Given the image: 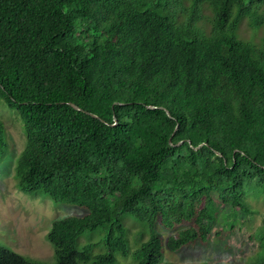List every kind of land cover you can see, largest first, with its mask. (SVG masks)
I'll return each mask as SVG.
<instances>
[{
	"label": "trees",
	"instance_id": "trees-1",
	"mask_svg": "<svg viewBox=\"0 0 264 264\" xmlns=\"http://www.w3.org/2000/svg\"><path fill=\"white\" fill-rule=\"evenodd\" d=\"M0 100L25 136L17 188L87 209L51 221L52 262L0 246V264H159L264 192V0H0ZM122 213L150 229L133 250ZM96 229L104 252L79 242Z\"/></svg>",
	"mask_w": 264,
	"mask_h": 264
},
{
	"label": "rangeland",
	"instance_id": "rangeland-1",
	"mask_svg": "<svg viewBox=\"0 0 264 264\" xmlns=\"http://www.w3.org/2000/svg\"><path fill=\"white\" fill-rule=\"evenodd\" d=\"M240 36L245 42L262 44L257 30L248 28L245 20L241 22ZM239 36V35H238ZM0 119L4 123L7 148L0 157V246L44 261H53V246L46 239V233L54 218L67 214L84 215L85 207L72 204L55 203L43 193L30 195L19 190L14 178L15 157L25 144L22 122L14 110L7 108L0 100ZM244 197L250 212L232 210L218 203L211 233L204 242H195L177 252L163 248V259L159 264L171 261L174 264H255L261 244V216L264 212V192L255 181L246 185ZM125 235L130 250L138 247L149 235V227L128 213L121 214ZM180 226L172 229L158 225L162 241ZM104 231L96 229L85 231L80 243L94 242L93 253L106 250L103 243ZM115 264H135L130 257L115 253Z\"/></svg>",
	"mask_w": 264,
	"mask_h": 264
},
{
	"label": "water",
	"instance_id": "water-1",
	"mask_svg": "<svg viewBox=\"0 0 264 264\" xmlns=\"http://www.w3.org/2000/svg\"><path fill=\"white\" fill-rule=\"evenodd\" d=\"M70 106H72L73 108L77 109V110H82L78 105H76L75 103L71 102V101H68L67 102ZM89 113L90 115L94 116V117H97V115L93 114V113H90V112H87ZM115 124V122H114ZM181 142V141H180Z\"/></svg>",
	"mask_w": 264,
	"mask_h": 264
}]
</instances>
